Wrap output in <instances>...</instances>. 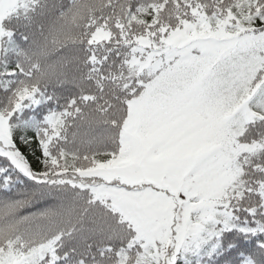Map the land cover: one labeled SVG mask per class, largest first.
Listing matches in <instances>:
<instances>
[{
	"label": "snow or ice",
	"instance_id": "obj_1",
	"mask_svg": "<svg viewBox=\"0 0 264 264\" xmlns=\"http://www.w3.org/2000/svg\"><path fill=\"white\" fill-rule=\"evenodd\" d=\"M0 264H264V0H0Z\"/></svg>",
	"mask_w": 264,
	"mask_h": 264
}]
</instances>
